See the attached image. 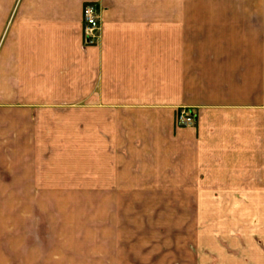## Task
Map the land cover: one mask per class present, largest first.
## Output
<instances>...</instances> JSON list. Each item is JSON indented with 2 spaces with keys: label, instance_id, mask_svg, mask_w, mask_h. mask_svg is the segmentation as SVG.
I'll return each mask as SVG.
<instances>
[{
  "label": "crops",
  "instance_id": "0c3cea01",
  "mask_svg": "<svg viewBox=\"0 0 264 264\" xmlns=\"http://www.w3.org/2000/svg\"><path fill=\"white\" fill-rule=\"evenodd\" d=\"M215 201L264 202V0H0V264H179L147 218Z\"/></svg>",
  "mask_w": 264,
  "mask_h": 264
},
{
  "label": "rangeland",
  "instance_id": "374dc122",
  "mask_svg": "<svg viewBox=\"0 0 264 264\" xmlns=\"http://www.w3.org/2000/svg\"><path fill=\"white\" fill-rule=\"evenodd\" d=\"M178 204V216L175 217L169 203H162L163 210L158 213L155 222L147 218L146 237L140 240L149 244L150 240L161 239L163 259L175 256L179 264H188L192 257L188 256L187 248L195 245V264H252L256 251L252 249L251 242H258L264 251V202H259L258 218L244 216L250 213L248 202L242 203L241 217L238 216L239 211L235 210L240 203L215 201L209 207L212 216L200 218L191 216L192 203ZM231 214L237 216L231 217ZM125 221L127 236L142 228L139 218L130 216ZM171 247H175V251L171 252Z\"/></svg>",
  "mask_w": 264,
  "mask_h": 264
},
{
  "label": "built area",
  "instance_id": "2783aa9c",
  "mask_svg": "<svg viewBox=\"0 0 264 264\" xmlns=\"http://www.w3.org/2000/svg\"><path fill=\"white\" fill-rule=\"evenodd\" d=\"M99 9L93 4H86L82 11L83 41L87 46L95 45L99 39ZM195 123L194 116L187 109L180 108L174 116L177 128L191 127Z\"/></svg>",
  "mask_w": 264,
  "mask_h": 264
}]
</instances>
